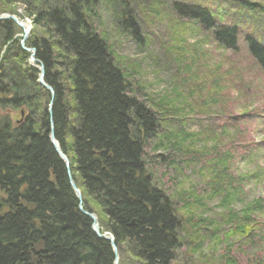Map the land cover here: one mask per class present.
<instances>
[{
    "label": "trees",
    "instance_id": "obj_1",
    "mask_svg": "<svg viewBox=\"0 0 264 264\" xmlns=\"http://www.w3.org/2000/svg\"><path fill=\"white\" fill-rule=\"evenodd\" d=\"M100 1L0 0V15L30 20L25 46L38 61L32 65L20 47L21 30L0 20V264H114L110 243L96 236L83 212L96 216L100 234L112 236L118 264H199L174 254L184 246V224L145 163L146 140L157 134L161 114L158 105L151 108L133 95L119 58L94 27ZM143 2L159 6V0ZM171 3L180 20L206 31L220 48L237 50L238 22L221 24L229 10L202 0ZM241 8L251 11L254 5H240L239 16ZM122 14L120 25L137 35L136 19L128 10ZM254 23L264 26V17ZM263 41L245 37L247 53L264 75ZM39 66L52 95L37 84ZM222 173L210 183L228 203L227 191L235 188ZM235 228L230 236L241 233L237 241L254 242V230Z\"/></svg>",
    "mask_w": 264,
    "mask_h": 264
},
{
    "label": "rangeland",
    "instance_id": "obj_2",
    "mask_svg": "<svg viewBox=\"0 0 264 264\" xmlns=\"http://www.w3.org/2000/svg\"><path fill=\"white\" fill-rule=\"evenodd\" d=\"M143 1L101 0L94 27L119 58L133 95L151 108L158 105L154 109L162 121L157 134L146 140L145 163L184 224V246L174 254L199 264H264V77L245 42L246 35L264 39L263 24L254 23L264 17L259 12L264 0L233 5L202 0L229 10L221 24L238 22L236 51L220 48L206 31L180 20L171 12L175 0H159L156 9ZM244 2L254 8H241L239 16ZM124 10L136 19L137 35L120 25ZM17 14L23 17L22 8ZM14 17L30 27V20ZM26 40L19 45L30 53ZM12 117L17 121L19 114ZM220 172L235 188L227 191L228 203L210 183ZM238 226L246 233L254 230V242L237 241L241 233L237 239L230 236Z\"/></svg>",
    "mask_w": 264,
    "mask_h": 264
},
{
    "label": "water",
    "instance_id": "obj_3",
    "mask_svg": "<svg viewBox=\"0 0 264 264\" xmlns=\"http://www.w3.org/2000/svg\"><path fill=\"white\" fill-rule=\"evenodd\" d=\"M0 20H11L12 22H14L18 27L20 28H23L22 25L19 23V21L14 17V16H10V15H4V16H0ZM30 29V27H29ZM29 29L26 31V30H23V37H22V40H21V45L24 43V41L27 39L28 37V34H29ZM29 52H31V56H30V60L33 62V63H36L38 64V61L35 60L34 58V55H35V52L34 50H30L28 49ZM40 76H39V79H38V84L42 87V88H45L46 90H48L51 95H52V90L51 88H49L48 86H46L44 83H43V69L42 67L40 66ZM48 112L50 113V110H48ZM50 139H51V143L54 147V150L55 152L58 154V156L62 159V161H64V163L67 165L68 167V162L66 161L65 157L61 154V152L58 150L57 148V145L54 141V138H53V135L51 133V136H50ZM69 176V174H68ZM69 182H70V186L71 188L74 190V192L76 193V196L80 199V194L78 192V190L76 189L74 183L69 179ZM81 211H82V208L80 207L79 208ZM84 213V212H83ZM92 221V230L94 231V233L96 234L97 237L101 238V239H104L106 241H108L115 253V250H116V247L114 246V243H113V238L112 236H110L109 234H103L101 235L99 233V228H98V221L96 219V217L92 214H88V213H85ZM116 254V253H115ZM115 264H117V257L115 256Z\"/></svg>",
    "mask_w": 264,
    "mask_h": 264
},
{
    "label": "bare ground",
    "instance_id": "obj_4",
    "mask_svg": "<svg viewBox=\"0 0 264 264\" xmlns=\"http://www.w3.org/2000/svg\"><path fill=\"white\" fill-rule=\"evenodd\" d=\"M130 2H132V1H130ZM136 2V1H135ZM137 3V2H136ZM138 4V3H137ZM22 27L23 28H21V29H23V30H25L26 29V31L28 30V26L26 25V24H22ZM118 64L119 65H121L120 64V62H118ZM49 87V86H48ZM50 88V87H49ZM51 133H52V131H51ZM64 156V155H63ZM65 157V156H64ZM65 159H66V161L68 162V160H67V158L65 157ZM65 167L68 169V167H67V165L65 164ZM68 174H69V170H68V172H67ZM80 208V207H79ZM83 212V211H82ZM86 212H84V215H86L85 214ZM89 214V213H88ZM89 218V217H88ZM112 251H113V249H112ZM113 253H114V251H113ZM116 253V254H115ZM115 253H114V255L117 257V259H118V250L116 249L115 250ZM114 264H115V262H114Z\"/></svg>",
    "mask_w": 264,
    "mask_h": 264
}]
</instances>
